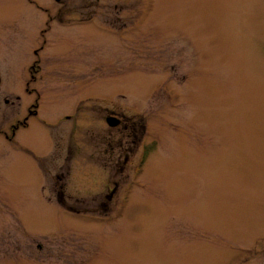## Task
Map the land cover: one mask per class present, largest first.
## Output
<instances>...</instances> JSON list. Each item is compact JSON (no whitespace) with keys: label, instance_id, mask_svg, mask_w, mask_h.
<instances>
[{"label":"rangeland","instance_id":"obj_1","mask_svg":"<svg viewBox=\"0 0 264 264\" xmlns=\"http://www.w3.org/2000/svg\"><path fill=\"white\" fill-rule=\"evenodd\" d=\"M0 80V264H264V0H0Z\"/></svg>","mask_w":264,"mask_h":264},{"label":"flooded vegetation","instance_id":"obj_2","mask_svg":"<svg viewBox=\"0 0 264 264\" xmlns=\"http://www.w3.org/2000/svg\"><path fill=\"white\" fill-rule=\"evenodd\" d=\"M37 51V50H36ZM28 84H29V82H28ZM4 94V92H2V87H1V80H0V99H3L4 100V102L7 104V103H9V99H8V95H3ZM3 95V96H2ZM6 96V97H5ZM17 97H16V99L17 100H20V99H22V98H20V96L19 95H16ZM22 101V100H21ZM37 107H38V104L36 103H32V104H30L29 106H27V111H28V115H27V117H25V119H23L22 121L21 120H18L17 121V124H14V125H12L14 128H13V133L15 134L16 133V131H17V128L20 126V125H27V120H28V116L30 115V114H32V115H37V113H38V111H37ZM111 115H113V116H116L118 119H119V124H121L122 123V118H121V116H119V114L117 113V112H115V113H112V114H110L109 116H111ZM108 116V117H109ZM107 117V118H108ZM106 118V119H107ZM118 124V125H119ZM117 125V126H118Z\"/></svg>","mask_w":264,"mask_h":264},{"label":"water","instance_id":"obj_3","mask_svg":"<svg viewBox=\"0 0 264 264\" xmlns=\"http://www.w3.org/2000/svg\"><path fill=\"white\" fill-rule=\"evenodd\" d=\"M107 122L110 126H117L119 124V119L116 116H109Z\"/></svg>","mask_w":264,"mask_h":264}]
</instances>
